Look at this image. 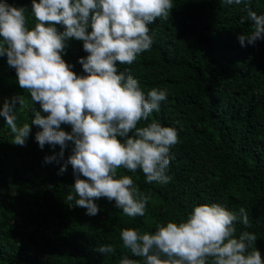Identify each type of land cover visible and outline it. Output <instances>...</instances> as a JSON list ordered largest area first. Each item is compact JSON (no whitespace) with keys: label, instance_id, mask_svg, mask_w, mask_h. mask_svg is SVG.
<instances>
[{"label":"trees","instance_id":"trees-1","mask_svg":"<svg viewBox=\"0 0 264 264\" xmlns=\"http://www.w3.org/2000/svg\"><path fill=\"white\" fill-rule=\"evenodd\" d=\"M5 2L25 8L31 17L33 0H0ZM173 4L168 21L157 19L149 26L151 50L132 65L117 62L121 71L131 69L145 93L154 87L168 90L160 111L138 127L156 120L178 130L167 170L171 182L149 184L142 170L119 169V175L132 176L139 190L151 195L145 215L126 217L114 200L102 197L95 200L100 211L90 216L66 200L75 176L70 164L60 170L72 154L71 143L63 158L46 163L45 157L59 153L60 146L41 149L35 137L42 128L34 124L25 146L13 143L14 134L0 115V264H119L124 255L139 259L123 247L122 229L154 233L170 219L186 220L194 206L205 203L245 208L250 227L237 224V235L255 233V247L264 258V40L241 46L238 34L252 30L250 21L240 22L246 16L244 4ZM247 7L264 14V0H249ZM34 23L31 17L29 28ZM83 43L71 38L62 53L78 76L87 75L79 62L90 55ZM14 97H25L22 109L15 104L18 126L31 123L40 105L19 86L5 54L0 56V111ZM61 129L71 133L70 125ZM106 244L114 252L98 250Z\"/></svg>","mask_w":264,"mask_h":264},{"label":"clouds","instance_id":"clouds-1","mask_svg":"<svg viewBox=\"0 0 264 264\" xmlns=\"http://www.w3.org/2000/svg\"><path fill=\"white\" fill-rule=\"evenodd\" d=\"M222 3L246 6L240 22L250 21L252 30L238 34L241 46L264 40V14L247 7L249 0ZM174 8L173 0H33L35 23L29 28L25 8L0 3V56L7 55L19 86L40 105L31 123L20 126L15 104L22 109L25 97L5 101L0 115L14 134L13 143L25 146L34 124L42 128L35 137L41 149L60 146L59 153L45 157L46 163L63 158L71 143L72 154L60 170L70 164L75 176L66 200L90 216L100 211L95 200L102 197L114 200L126 217L145 215L151 195L140 191L132 176L119 175V169L142 170L149 184L171 182L167 170L178 130L156 120L138 127L160 111L168 90L154 87L145 93L131 69L121 71L117 62L132 65L139 54L151 50L149 26L157 19L168 21ZM71 38L83 41L90 53L79 61L87 75L78 76L62 57ZM62 124L70 125L71 133ZM237 224L250 227L245 208L233 211L205 203L194 206L186 220L170 219L154 233L124 228L123 247L139 259L124 255L119 264H264L255 247L257 235L247 230L237 235ZM98 250L114 252L111 244Z\"/></svg>","mask_w":264,"mask_h":264}]
</instances>
